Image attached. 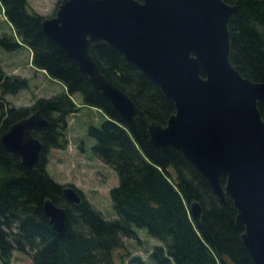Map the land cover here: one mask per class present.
<instances>
[{"label":"trees","instance_id":"1","mask_svg":"<svg viewBox=\"0 0 264 264\" xmlns=\"http://www.w3.org/2000/svg\"><path fill=\"white\" fill-rule=\"evenodd\" d=\"M236 7L229 19L230 64L245 78L264 82V0H224ZM27 0H0V9L13 33L0 34V49L26 46L31 64L44 70L62 89L16 106L7 100L29 87L27 79L9 75L0 62V136L16 121L34 111L50 121L33 135L43 144L40 164L28 168L0 145V258L12 251L29 254L32 264H114L112 252L122 238H133L145 229L157 239L150 257L155 264H254L235 227L236 210L229 198L219 203L204 176L175 149L153 148L146 128L137 120L126 122L111 103L89 82L65 51L43 32V16L30 13ZM91 54L101 72L128 94L138 108L164 123L174 112L173 102L160 88L121 54L97 44ZM101 109V125L88 127L94 139L93 154L111 167L117 184L109 195L115 211L106 218L81 192L78 204L62 195L65 185L48 173L47 153L64 148L67 117L78 110L71 96ZM264 121V102L258 104ZM221 182L224 177H221ZM50 198L66 209L65 230L57 233L44 215ZM198 201L202 212L193 220L189 204Z\"/></svg>","mask_w":264,"mask_h":264},{"label":"water","instance_id":"2","mask_svg":"<svg viewBox=\"0 0 264 264\" xmlns=\"http://www.w3.org/2000/svg\"><path fill=\"white\" fill-rule=\"evenodd\" d=\"M235 10L224 0H60L41 27L122 120L139 121L153 148L180 151L219 203L232 201L244 249L254 264H264V121L258 108L264 82L243 77L229 62ZM97 44L132 62L173 102L165 124L150 119L101 72L91 54ZM49 125L34 111L1 134L0 145L36 168L43 144L33 131ZM62 195L69 203L82 200L73 186ZM188 211L197 221L202 208L193 201ZM43 212L55 232L65 230L64 207L46 198Z\"/></svg>","mask_w":264,"mask_h":264},{"label":"rangeland","instance_id":"3","mask_svg":"<svg viewBox=\"0 0 264 264\" xmlns=\"http://www.w3.org/2000/svg\"><path fill=\"white\" fill-rule=\"evenodd\" d=\"M59 2L27 0V9L30 13L50 17L54 15ZM1 33L11 34L13 31L0 9ZM0 62L6 73L25 78L29 83V87L6 95L7 100L16 106L28 105L36 98L51 96L62 89L59 82L53 81L44 70L36 69L31 64L30 51L24 45H19L13 51L0 49ZM72 98L80 107L67 117L65 147L49 149L46 169L58 183L78 189L104 217L114 218L109 190L117 184V176L111 167L93 154L95 141L88 135V127H99L107 116L96 107L82 106L79 94H74ZM136 233L133 238H122V247L113 250L114 264H155L150 253L159 241L148 236L145 229H136ZM0 264H32V261L29 254L14 250L6 263L0 258Z\"/></svg>","mask_w":264,"mask_h":264},{"label":"flooded vegetation","instance_id":"4","mask_svg":"<svg viewBox=\"0 0 264 264\" xmlns=\"http://www.w3.org/2000/svg\"><path fill=\"white\" fill-rule=\"evenodd\" d=\"M129 62H130V61H129ZM131 63H132V62H131ZM132 64H133V63H132ZM161 93H162V92H161ZM76 94H77V93H76ZM162 95H163V94H162ZM79 96H80V95H79ZM164 98H165V97H164ZM71 99H73L72 96H71ZM165 99H166V98H165ZM73 102H74V101H73ZM74 103H75V102H74ZM75 104H76V103H75ZM76 105H77V104H76ZM77 106L80 107L79 105H77ZM82 106H86V105L82 104ZM89 107H91V106H89ZM92 107H93V106H92ZM96 108H97V107H96ZM97 109L103 114V111H102L101 109H99V108H97ZM174 110H175V108H174ZM171 114H172V113H171ZM171 114H170V115H171ZM103 115L106 117V114H103ZM170 115H169V116H170ZM169 116H168V117H169ZM167 119H168V118H167ZM152 120H153V119H152ZM165 122H166V121H165ZM165 122H164V123H161V124H165ZM49 126H50V125H49ZM220 179H221V178H220ZM224 180H225V178H224ZM220 182H221V181H220ZM223 182H224V181H223ZM223 182H221V183H223Z\"/></svg>","mask_w":264,"mask_h":264},{"label":"crops","instance_id":"5","mask_svg":"<svg viewBox=\"0 0 264 264\" xmlns=\"http://www.w3.org/2000/svg\"><path fill=\"white\" fill-rule=\"evenodd\" d=\"M52 79V78H51ZM53 80V79H52ZM54 81V80H53ZM80 97V96H79ZM81 98V97H80Z\"/></svg>","mask_w":264,"mask_h":264}]
</instances>
